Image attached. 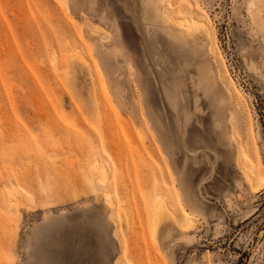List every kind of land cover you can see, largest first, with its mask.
I'll return each mask as SVG.
<instances>
[{
	"label": "rangeland",
	"instance_id": "rangeland-1",
	"mask_svg": "<svg viewBox=\"0 0 264 264\" xmlns=\"http://www.w3.org/2000/svg\"><path fill=\"white\" fill-rule=\"evenodd\" d=\"M148 2L0 0V264H264V0Z\"/></svg>",
	"mask_w": 264,
	"mask_h": 264
},
{
	"label": "bare ground",
	"instance_id": "bare-ground-1",
	"mask_svg": "<svg viewBox=\"0 0 264 264\" xmlns=\"http://www.w3.org/2000/svg\"><path fill=\"white\" fill-rule=\"evenodd\" d=\"M148 6L155 15V24L158 25L157 29L159 28L158 30H161L164 34L168 35L172 42L186 45L189 42V38H193V40H195L196 37L211 33V27L207 20L194 19L190 17L179 18L166 7V0H149ZM196 30H198L200 34H196ZM153 49L154 47L152 45L150 46L147 44L148 52H152ZM167 214L174 217V212L171 209H165L164 205L158 204L156 209L155 224H157L159 220L163 219ZM183 226L188 228L189 224L187 223Z\"/></svg>",
	"mask_w": 264,
	"mask_h": 264
},
{
	"label": "crops",
	"instance_id": "crops-1",
	"mask_svg": "<svg viewBox=\"0 0 264 264\" xmlns=\"http://www.w3.org/2000/svg\"><path fill=\"white\" fill-rule=\"evenodd\" d=\"M46 257H48V259L50 260L51 264H61L62 259L57 257V255L52 253V252H50V253L48 252V254L46 253ZM64 260L66 262H68L69 258L68 257L64 258ZM95 261H96V259L94 260V258H90V259H88V264H96ZM103 264H104V262H103Z\"/></svg>",
	"mask_w": 264,
	"mask_h": 264
}]
</instances>
